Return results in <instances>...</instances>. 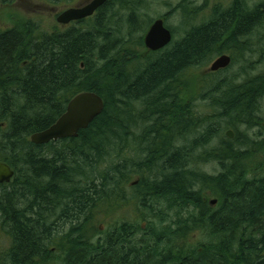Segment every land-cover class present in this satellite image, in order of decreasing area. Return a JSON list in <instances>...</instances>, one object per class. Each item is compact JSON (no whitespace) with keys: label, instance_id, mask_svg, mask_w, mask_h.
<instances>
[{"label":"trees","instance_id":"1","mask_svg":"<svg viewBox=\"0 0 264 264\" xmlns=\"http://www.w3.org/2000/svg\"><path fill=\"white\" fill-rule=\"evenodd\" d=\"M131 2L62 32H0V162L14 173L0 185V264H264V74L249 73L264 0L201 19L182 0L180 38L147 55L135 35L152 21L136 23ZM221 54L229 69L196 73ZM82 92L101 114L32 144Z\"/></svg>","mask_w":264,"mask_h":264},{"label":"rangeland","instance_id":"2","mask_svg":"<svg viewBox=\"0 0 264 264\" xmlns=\"http://www.w3.org/2000/svg\"><path fill=\"white\" fill-rule=\"evenodd\" d=\"M136 2H131L130 6L136 9V12H140L143 14V19L139 20L136 23H139L143 26L147 20V16L153 22L156 19H163L166 26L168 28L173 27L176 29L174 41L178 40L181 36L180 28V16L178 12V5L182 0H135ZM260 0H247V4L249 5L250 9L253 8ZM114 3L109 9L114 8L116 5V0H111ZM190 4L195 7H203L202 8V16L208 18L211 15V10L216 7H220V9L227 8L231 5L233 0H189ZM72 3L71 0H60V3H54L53 1L48 0H0V32L9 29V28H25L27 24H29L30 28H34V31L37 33H52L56 30V21L55 18L58 14H60L65 8H67ZM111 3V4H112ZM253 4V5H252ZM114 6V7H113ZM200 19L197 21L199 22ZM143 21V23H141ZM151 22V23H152ZM151 25V24H150ZM149 25V27H150ZM148 27V28H149ZM147 28V30H148ZM39 30V31H38ZM146 30V32H147ZM141 34V32L136 33V37L142 35L144 37L145 33ZM143 55H147L149 52L144 49ZM215 59V58H214ZM213 59V60H214ZM212 60V61H213ZM254 65L253 69L249 71L250 75L260 76L264 74V58L263 57H254ZM211 61V62H212ZM210 62V63H211ZM209 63V64H210ZM200 69V71L196 73L205 74L208 72V67ZM236 70V69H235ZM234 71V70H231ZM230 73V72H229ZM229 73H220V77L223 78ZM191 85L197 81L196 79L190 78ZM190 85L189 81L187 82ZM189 86L186 87L187 92L189 95H193L195 93V88ZM195 97L196 94H195ZM201 99H197L195 101V108L196 111L199 113H203L206 110L204 107L203 102ZM210 113L213 114V111ZM240 131H246L245 127H239ZM228 131V130H227ZM226 132V131H225ZM253 132L248 133V135L253 137ZM200 168L206 173L214 172V167L212 165L204 164L201 165ZM260 174L264 175V170L260 172ZM215 206V205H213ZM129 207L124 208L125 215H129ZM105 222V221H103ZM102 224V223H101ZM103 225V224H102ZM104 226V225H103ZM195 238V237H194Z\"/></svg>","mask_w":264,"mask_h":264},{"label":"water","instance_id":"3","mask_svg":"<svg viewBox=\"0 0 264 264\" xmlns=\"http://www.w3.org/2000/svg\"><path fill=\"white\" fill-rule=\"evenodd\" d=\"M106 2L107 0H93L83 8L68 9L61 13L56 21L61 25H67L70 22L86 19ZM170 42L171 33L164 27L161 19L152 23L143 39L144 46L149 52L159 51ZM230 63L231 59L223 55L210 65L209 71L216 72L226 69ZM103 107V100L94 92L79 93L69 100L63 114L49 128L32 134L29 140L34 145H45L52 141L75 138L79 131L86 129L101 114ZM225 135L229 139L234 137L231 130H228ZM13 175L10 167L0 162V185L9 183ZM210 204L213 206L216 201L213 200Z\"/></svg>","mask_w":264,"mask_h":264},{"label":"flooded vegetation","instance_id":"4","mask_svg":"<svg viewBox=\"0 0 264 264\" xmlns=\"http://www.w3.org/2000/svg\"><path fill=\"white\" fill-rule=\"evenodd\" d=\"M49 1V0H48ZM54 3H60V0H52ZM72 1V3L67 7V8H65L61 13H63L64 11H66V10H68V9H76V8H83V7H85V6H87L88 4H90L93 0H71ZM109 0H107V2H108ZM106 2V3H107ZM106 3L103 5V6H101L100 8H98L95 12H94V14L91 16V17H88V18H86V19H83V20H79V21H74V22H70L69 24H67V25H61V24H59V23H57V21H56V19H57V17L61 14H58L57 15V17L55 18V21H56V30H54V32H58V31H60V32H62V31H66V30H68L69 28H71V27H73V26H76V25H78L80 22H83V21H86V20H88V19H91V18H93V17H95L98 13H99V11L100 10H102L103 8H104V6L106 5ZM9 29H11V28H9ZM5 30H7V29H5ZM5 30H3V31H5ZM3 31H1V32H3ZM227 132V131H226Z\"/></svg>","mask_w":264,"mask_h":264},{"label":"bare ground","instance_id":"5","mask_svg":"<svg viewBox=\"0 0 264 264\" xmlns=\"http://www.w3.org/2000/svg\"><path fill=\"white\" fill-rule=\"evenodd\" d=\"M156 20H158V19H156ZM161 20L163 21L164 27L170 31V33H171V42H172L173 34H172L171 30L166 26L164 20H163V19H161ZM154 21H155V20H154ZM154 21H153V22H154ZM153 22H152V23H153ZM152 23H151V25H152ZM151 25H150V26H151ZM148 29H149V28H148ZM147 31H148V30H147ZM146 33H147V32H146ZM146 33H145V34H146ZM144 36H145V35H144ZM143 39H144V37H143ZM171 42H170L167 46H169V45L171 44ZM143 45H144V43H143ZM167 46H166V47H167ZM166 47H164V48H166ZM144 48H145V46H144ZM164 48H163V49H164ZM145 49H146V48H145ZM161 50H162V49H161ZM159 51H160V50H159ZM148 52H149V51H148ZM156 52H158V51H156ZM151 53H154V52H151ZM223 55L228 56V57L231 59V63H232V58H231L230 55H227V54H221V55L218 56V57H221V56H223ZM218 57H216V58H215V59L209 64V67H208V73H210V74H215V73H217V72L225 71V70L229 69L231 63H230V65H229L226 69L219 70V71H216V72H210V71H209L210 65H211V64H212V63H213ZM82 93H83V92H82ZM75 96H76V95H75ZM75 96H74V97H75ZM72 98H73V97H72ZM72 98H71V99H72Z\"/></svg>","mask_w":264,"mask_h":264}]
</instances>
